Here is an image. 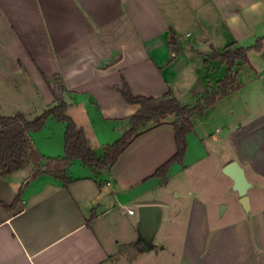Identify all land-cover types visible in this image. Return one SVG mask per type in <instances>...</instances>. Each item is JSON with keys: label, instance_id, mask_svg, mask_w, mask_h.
Here are the masks:
<instances>
[{"label": "crops", "instance_id": "crops-1", "mask_svg": "<svg viewBox=\"0 0 264 264\" xmlns=\"http://www.w3.org/2000/svg\"><path fill=\"white\" fill-rule=\"evenodd\" d=\"M256 2L0 0V115L32 120L61 85L67 116L98 156L139 110L114 89L122 81L134 96L170 93L191 106L225 76L213 51L262 44L240 67V89L192 120L164 181L152 176L176 153L172 116L141 129L109 169L74 160L66 186L39 175L15 206L33 165L0 176V264H264V0L245 10ZM64 130L50 117L29 139L62 158ZM232 162L249 183L245 201L223 173ZM141 206L161 210L150 247L138 234Z\"/></svg>", "mask_w": 264, "mask_h": 264}, {"label": "trees", "instance_id": "trees-1", "mask_svg": "<svg viewBox=\"0 0 264 264\" xmlns=\"http://www.w3.org/2000/svg\"><path fill=\"white\" fill-rule=\"evenodd\" d=\"M175 47V44H172ZM262 49L261 40L251 48H240L234 44L228 45L221 53L212 52L210 59L219 60L226 68L225 76L216 83L215 88L200 93L191 106H182L170 93L160 98L134 96L125 81L114 89L122 96L127 104L139 105V110L129 120V128L114 144L106 146L102 156H98L88 145L83 131L73 123L66 114V104L56 88L63 92L61 85L51 88L55 105L44 110L32 120L22 114L9 117L0 115V176L5 177L23 170L29 164L33 165L31 176L19 188L13 206L21 201L22 195L32 180L39 175H49L60 180L64 186L69 180L67 170L74 160H79L83 166L94 171L111 168L121 153L139 135L144 125L154 121V126L161 125L167 117L174 118L171 124L175 134L176 153L166 163L159 167L152 177L165 180L169 168L173 163H181L187 150L186 136L193 129L192 120L201 117L204 112L215 105L223 97L240 89L237 81L241 66L249 65L247 53L251 50L259 52ZM62 123L64 130V156L49 159L40 155L32 146L29 134L39 132L48 118ZM95 218L92 213L87 220V226Z\"/></svg>", "mask_w": 264, "mask_h": 264}, {"label": "water", "instance_id": "water-1", "mask_svg": "<svg viewBox=\"0 0 264 264\" xmlns=\"http://www.w3.org/2000/svg\"><path fill=\"white\" fill-rule=\"evenodd\" d=\"M223 173L228 176L233 182V189L238 195L246 200V191L249 188L242 168L235 162L227 165ZM140 223L138 226V234L140 240L146 247H150L151 240L161 222V210L155 206H141L139 208Z\"/></svg>", "mask_w": 264, "mask_h": 264}, {"label": "clouds", "instance_id": "clouds-1", "mask_svg": "<svg viewBox=\"0 0 264 264\" xmlns=\"http://www.w3.org/2000/svg\"><path fill=\"white\" fill-rule=\"evenodd\" d=\"M261 7H262L261 3L259 2V0H257L256 3H252V4L248 5L245 10L248 12H252V13H258V11ZM238 21H239L238 15L230 16L229 20H228L229 26L232 27V26L236 25Z\"/></svg>", "mask_w": 264, "mask_h": 264}, {"label": "rangeland", "instance_id": "rangeland-1", "mask_svg": "<svg viewBox=\"0 0 264 264\" xmlns=\"http://www.w3.org/2000/svg\"><path fill=\"white\" fill-rule=\"evenodd\" d=\"M56 88V87H55ZM56 93L58 94V95H61L62 94V92L61 91H59V89L58 88H56ZM154 124V121H152V122H150V123H148V124H146V125H144L142 128H140V130L139 131H141V129H144V128H147V127H149V126H152Z\"/></svg>", "mask_w": 264, "mask_h": 264}, {"label": "built area", "instance_id": "built-area-1", "mask_svg": "<svg viewBox=\"0 0 264 264\" xmlns=\"http://www.w3.org/2000/svg\"><path fill=\"white\" fill-rule=\"evenodd\" d=\"M133 213H134L133 210H129V211H128V214H129V215H133Z\"/></svg>", "mask_w": 264, "mask_h": 264}]
</instances>
